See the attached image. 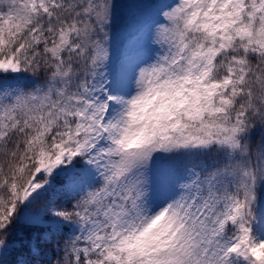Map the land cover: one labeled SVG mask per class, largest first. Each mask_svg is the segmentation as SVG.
<instances>
[{
	"label": "snow or ice",
	"instance_id": "1",
	"mask_svg": "<svg viewBox=\"0 0 264 264\" xmlns=\"http://www.w3.org/2000/svg\"><path fill=\"white\" fill-rule=\"evenodd\" d=\"M0 264H264V0H0Z\"/></svg>",
	"mask_w": 264,
	"mask_h": 264
}]
</instances>
